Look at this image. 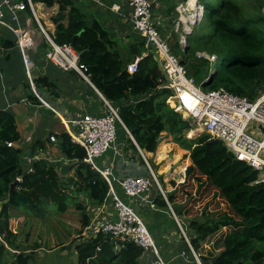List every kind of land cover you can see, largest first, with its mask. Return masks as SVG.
<instances>
[{"label": "trees", "instance_id": "obj_1", "mask_svg": "<svg viewBox=\"0 0 264 264\" xmlns=\"http://www.w3.org/2000/svg\"><path fill=\"white\" fill-rule=\"evenodd\" d=\"M32 2L47 9L57 7L52 19L54 31L47 30L50 37L57 45H69L78 53L80 65L87 68L90 81L107 101L119 108L122 121L140 149L145 153H155L162 134L171 135L174 143L189 152L191 164L186 169V176L196 174L194 180L198 185L206 181L226 201L230 212L213 214L207 210L201 212V218L189 222L190 244L199 254L202 264H264V184H255L259 173L248 164L236 161L226 147L209 134L200 132L191 139L185 138L187 121L166 103L170 91L159 88L162 70L152 53L139 62L138 72L131 74L123 66L118 40L112 39L107 28L97 19L89 20L74 0ZM201 5L205 9L206 32L194 30L183 50L188 54L195 47L196 56L198 52H207L217 58L220 56L222 61V76L219 77L216 71L202 86L209 88L207 91L225 88L234 94L256 99L264 93V15L261 12L264 0H219L216 7ZM28 12L31 14L30 9ZM41 21L46 28L45 21L42 18ZM7 33L9 38L2 40L3 47L15 48V35L10 31ZM40 48L46 56V40ZM146 50L144 40L133 48L136 56H141ZM182 64H185L184 60ZM35 82L38 87L51 89L55 86L46 76ZM20 138L15 115L9 110H0V202L6 201L0 213V235H4L8 246L0 240V264H31L34 252L27 253L15 245L16 235L10 227L12 210L36 213L42 204L51 202L59 213L64 214L77 195L84 194L92 203L101 205L109 193L107 182L84 162L85 150L74 144L67 133H62L60 140L65 156L76 162L77 181L72 189L45 160L35 162L32 173L23 171L22 151L7 146V143H15ZM129 142L137 150L133 142ZM39 145L42 144L34 145V150L45 149L44 145ZM185 168L183 165L180 170ZM19 177L22 182L9 196L12 183ZM175 193L168 197L170 204L176 201ZM162 198L159 194L157 201L167 209L168 205ZM75 208L82 213L83 230L90 224L87 207L75 202ZM174 210L180 215L181 211ZM224 228L230 231L221 243V251L202 255L200 251L204 242ZM182 239L185 253L194 261L187 242ZM9 245L15 250L14 254H10ZM115 247L109 236L98 234L75 248L80 264H139L143 255L140 247L133 243H125L120 250Z\"/></svg>", "mask_w": 264, "mask_h": 264}, {"label": "built area", "instance_id": "obj_2", "mask_svg": "<svg viewBox=\"0 0 264 264\" xmlns=\"http://www.w3.org/2000/svg\"><path fill=\"white\" fill-rule=\"evenodd\" d=\"M93 1L100 7L106 6L104 0ZM192 1L196 2L197 11L190 6ZM128 5L132 12L129 17L125 16V22L130 24L133 30L144 38L146 48H148L150 42L154 45L155 52L159 57L162 70L159 88L170 91V95L166 100L168 106L186 121L189 118L194 120V124L189 131L201 130V133L209 134L214 139L221 140L236 161L248 164L259 173L255 184H264V93L252 100L229 92L225 88L204 91L196 85L193 77H188L182 60L172 53L170 45L161 37L154 22L153 3L150 0H128ZM28 9L31 11L30 20L37 22L40 33L47 41L46 58L64 71H77L86 81L90 82L86 74L87 68L80 65V56L69 45L59 46L52 40L42 24L37 6L34 5L32 0H0V30L5 28L15 35V48L22 56L24 69L34 96L44 106L57 114L56 110L43 99L40 90L33 83V62L30 53L36 46L35 32L31 25H25L22 22L24 16L29 14ZM110 10L119 13L120 7L113 5ZM176 13L177 28L183 27L179 45L186 48L188 46L187 38L192 32V27L204 18V7L198 3V0H182L176 6ZM191 14L194 15V18L187 20ZM8 18L11 19V23ZM0 50H3V48L0 47ZM197 56L211 63L218 60L216 55L207 52H198ZM141 60V58H137L130 63L127 67L128 72L131 74L137 73ZM98 93L104 102V113L74 118L68 120L66 125L67 134L71 137L72 142L85 150L84 162L97 171L109 185L108 198H111L117 214V220H113L111 213H107L104 207H89L88 211L92 216L91 222L94 232L109 236L115 242L117 250L122 249L125 243H133L140 247L143 250L141 257H146L145 264H168L162 258L159 247L143 218L134 206L119 195L115 186L120 185L126 199L142 200L150 208H155L154 200H148L147 197L153 191V188H157L159 194L166 201L182 238L190 246L187 223L181 220V217L176 214L169 203L162 184L140 147L138 150L146 161L149 172L148 177L126 176L120 178L115 173L112 165L100 167L97 164V159L103 157L112 149L116 150L119 126L124 130L127 137L137 145L135 138L119 115V108L107 101L100 92ZM255 132H258V134L256 135ZM50 140L56 143L57 137L52 136ZM7 145L13 147L14 143L11 142ZM117 155L122 156L123 154L117 152ZM45 159V156L41 155L29 160L27 173L34 171L33 165L35 162ZM17 180L20 183L22 182L21 177ZM0 240L7 246L4 235H0ZM98 250L100 249L98 248ZM192 253L196 258V262L202 264L194 249H192Z\"/></svg>", "mask_w": 264, "mask_h": 264}, {"label": "crops", "instance_id": "obj_3", "mask_svg": "<svg viewBox=\"0 0 264 264\" xmlns=\"http://www.w3.org/2000/svg\"><path fill=\"white\" fill-rule=\"evenodd\" d=\"M74 1L75 5L87 16L89 20L94 18L97 19L105 28H107L111 38L118 40L120 44V57L125 68H127L128 65L135 59H144L148 56L149 53H152L148 48H146L147 50L143 52L141 56H136L134 54L133 48H135L141 41H143L144 38L136 31H134L130 24H127L125 22V16L129 17L132 12L131 8L128 5V0H104V3L106 5L105 7L98 6L93 0ZM150 1L154 5V18L156 20V24L159 26L160 31L165 30V27L170 26V24L173 23L167 33H162L166 38L164 40L166 42L168 41L167 43H169L170 37L173 38V30L181 37V35L183 34V27H179V29L177 28L176 6L182 0ZM113 5L120 7L119 13L110 10V7H112ZM37 9L40 19L44 15L43 12H45V15H47L48 9L44 5L38 4ZM43 20L45 21L46 29L50 30V32H53L54 26L50 22H48V20ZM22 22L25 25H31L32 28L33 23L38 26L36 21L30 20V14L24 16ZM37 29H39V26ZM8 31L9 30L5 28L0 30V43L5 37L9 38L7 33ZM160 31L159 33L160 35H162ZM44 41L45 37H43V40L41 42L36 41V46L30 53L33 62L32 79L36 88L40 90L43 99L56 110L58 115L55 114L53 110L44 106L42 102L37 99L36 96H34L31 90L29 79L27 78L24 69L22 56L20 55L18 50L16 48L5 49L2 43L0 45V47L3 48V50H0L2 51L0 54V75L6 74L7 79H5L6 87H4L5 89L3 90L6 91V97L4 100L0 101V110H9L15 115L18 131L21 135V138L19 139V141L14 143L13 147L10 148L19 149L22 151L20 158L23 171L27 172V169L29 167V160L44 155L46 158L45 161L50 166L55 168L63 181L67 182L69 184V188L72 189L74 188L77 181L75 177L76 162L67 158L61 150L60 136L62 135V133H67L66 125L68 124V120L79 118L84 115H97L104 113V102L98 93L99 90H97V88L92 84L91 81H86L84 77L77 71H64L60 69L46 58V56L42 52V49L40 48L41 43ZM15 49L17 50V56H11L10 51ZM137 49L138 48H136V50ZM15 62L18 63V68L22 74V77L19 79H17L15 75ZM45 76L48 77L50 81L55 83L54 88L48 89L46 87H38L36 85L35 80ZM57 122H60L63 129H57ZM117 135L118 138L116 150L112 149L103 157L97 159V164L100 167L112 165L115 169V173L120 178H124L126 176L148 177L149 172L147 170V164L142 155L139 153V145L137 144V146L133 143L137 147V150H135L129 142V138L120 126L118 127ZM52 136L57 137L56 143L51 142L50 138ZM164 139L166 138L163 137L162 140ZM36 144L44 145L45 149L34 150V145ZM42 145H39V147H41ZM166 145L163 146L165 147ZM168 145L170 150L173 146L176 147V149H180L181 152L187 153L186 150H183L178 144L174 143L173 141ZM170 150H168V152ZM117 152H121L123 155L119 156L117 155ZM159 152H161V148L159 149ZM145 155H147V157H145L150 164V157L153 156V153H145ZM190 164L191 160L188 157V161L185 164V170L179 171L181 178L179 181L175 180V177L172 176L170 170L171 165L169 166V168H167V170H163V174H161V171L159 172L160 175H163L164 177L162 178V186L167 195V198L172 193H175L181 185L185 184L186 169ZM155 166L158 167V164H155ZM115 187L119 195H121L126 202L134 206L139 215L143 218V220H145V224L150 229V232L152 233L155 242L159 247L162 258L168 264H195L194 261H192L191 258L185 253L186 249L183 243L182 236L181 234L179 235V232L177 231L171 213L170 211H168L169 209H165L159 205L157 201L159 197V191L157 188V190L153 188L152 192L155 193L154 196H151L150 193L147 197L148 200H154L155 208H150V206H148V204L142 200L126 199L120 185L117 184ZM171 205L176 209L178 208L176 202ZM91 206L104 207L107 213H111L112 219L117 220V214L112 205L111 198H107L106 201L101 205H97L91 202ZM145 207L149 208V210ZM138 209H141L142 211L139 212ZM21 211L26 212V210L24 209H19L12 210L11 213L18 214V216L22 219V226L26 228L27 223H23V221L25 220V216L22 215ZM87 214L90 218L89 226L83 230L80 227L79 230H82V232L79 235H75L76 232H74L72 238L81 237L80 240L86 242L89 239L98 236V234L94 232V228L91 222L92 216L90 213ZM10 227L17 238L18 234L12 228V219L10 222ZM14 241L15 245L19 246L18 242H16V239ZM181 241L182 244L180 245L179 243ZM65 246L67 245H62L63 249H66ZM24 248L27 253H30L34 250H32L33 247ZM34 252L36 251L34 250ZM191 254L192 257H194L192 251ZM186 256L192 262L186 259ZM145 260L146 257H141L139 259V264H145Z\"/></svg>", "mask_w": 264, "mask_h": 264}, {"label": "rangeland", "instance_id": "obj_4", "mask_svg": "<svg viewBox=\"0 0 264 264\" xmlns=\"http://www.w3.org/2000/svg\"><path fill=\"white\" fill-rule=\"evenodd\" d=\"M199 1L201 4L202 3L209 4L210 6L213 7H216L219 3V0H199ZM248 2L251 3V1ZM53 10L56 11L57 7L51 10L48 9L47 15H45V12H43L44 15L42 16V19L48 20V22L52 24V19L55 16V11ZM261 12L264 15V7ZM8 21L11 23L9 18ZM154 22L156 24L155 18H154ZM172 24L173 23H171L170 26L165 27L166 28L165 30L160 31L159 26L157 24H156V28L161 32V34L163 32L167 33L171 28ZM204 25L206 26L203 18L194 27H192L191 33L193 34L194 30H198L199 32L201 31V33L206 32V30L204 29ZM32 26L35 32L34 34L36 36V41L41 42L44 36L40 33L39 29H37L38 26L35 23H33ZM172 34H173V38L170 37L168 44L170 45L172 53H174L182 61L183 60L185 61V64H183L185 73L188 75V77L190 76L193 77L195 79L196 85L201 87L204 91L209 90V88L205 89L202 85L206 83L208 79L213 74L216 73V71L218 72L219 77L222 76V69H221L222 61L221 59H219L220 56L218 57V60L216 62L211 63L205 59L196 56L197 48L195 47H192L189 50L188 54H185L183 50L184 48H182V46L178 44V40L180 37L179 34L174 32V30ZM161 37L163 39H166L163 36V34L161 35ZM16 51H17L16 49L11 50L10 51L11 56H17ZM1 52L2 51H0V54ZM15 64H16L15 75L16 78L19 79L22 77V74L18 68L19 67L18 63L15 62ZM5 79H7L6 74L0 75V101L4 100L6 97L5 94L6 91H3L5 89L4 87H6ZM201 81L204 82L200 83ZM212 89H216V88H212ZM56 124L58 125L57 129H63L60 122H57ZM190 134L191 131L184 130V136L186 139H191ZM255 134L257 135L258 132H255ZM188 135H190V137H188ZM162 137L166 138L162 141L164 143L169 144L172 143L173 141V137L171 135H167L166 133H163ZM162 146L163 144H160L159 146L161 148V152H159L160 149L159 147L157 150L159 152L158 159H155L157 158V151L153 153L152 157H150V164L152 166V169L156 174V176L158 177L159 182L162 184L163 183L162 178L164 177L163 175L161 176L159 172L161 171V174H163V170H167V168H169V166L171 165V169H170L171 174L172 176L175 177V180L179 181L181 179L179 173L180 167H182L187 163L189 152L183 153L180 151V149H176V147L173 146L171 147L170 150L169 145H166L165 147ZM168 150L170 151L168 152ZM145 156L147 157V155ZM155 164L156 165L158 164V167H156ZM196 176H197L196 174L187 175L185 184L181 185L177 189L175 195L176 197L175 202L178 205L177 209L181 211L180 213L181 220L187 223L188 230L190 229L189 222L192 219L201 218V212L203 211L205 212L207 210H210V212H212L213 214H220L223 213V211L230 212V209L228 208L226 201L224 200V198H222L219 195V192H217V190L211 184L206 183V181H203L204 182L203 184L198 185L197 181L194 180ZM154 195L155 193L151 192V196ZM75 202H80L84 204L87 207V213H89L88 209L89 207H91V201L88 199L86 195L81 194V195H77L76 200L72 203V206L64 214L59 213L56 209V206L53 205V203L51 202H45L44 204H42L40 209L37 210L36 213L29 211L28 212L21 211L22 215L25 216V220L23 221V223H27L26 228L22 226V219L18 216V214L16 213L11 214L12 228L18 234V237L15 239L16 242H18L20 249L24 250L25 249L24 247H31V248L33 247L32 250L34 249L36 251L31 254L32 257L30 262L31 264H80L79 256L76 252L75 246H78L83 241L80 240V237L72 238V236L74 232H76L75 235H79L82 232V230H79V228L81 227L80 217L82 213L75 208ZM147 209L149 210V208ZM138 210L139 212L142 211L141 209ZM174 211L178 212L177 210ZM13 212H17V211H13ZM177 231L179 232L180 235L181 233L178 230V228ZM229 231H230L229 228H224L221 231H219L216 235L208 238L204 242L200 253L202 255L209 256L214 253L217 254L219 251H221L220 250L222 246L221 243ZM64 244L67 245L65 246L66 249H63L62 247V245ZM179 244L181 245L182 241ZM9 248H10L9 249L10 254H14L13 251L15 250L13 249V247L10 246ZM8 259H12V257H8ZM186 259L189 260L187 256ZM195 259L196 258H194V263L197 264ZM189 261L192 262L191 260ZM94 262L97 263L98 261L95 260Z\"/></svg>", "mask_w": 264, "mask_h": 264}, {"label": "water", "instance_id": "obj_5", "mask_svg": "<svg viewBox=\"0 0 264 264\" xmlns=\"http://www.w3.org/2000/svg\"><path fill=\"white\" fill-rule=\"evenodd\" d=\"M198 3H200V2L198 1ZM204 14H205V9H204ZM190 34H192V33H190ZM148 49L152 52V54L154 55L156 61L160 62L159 57H158V55H157L156 52H155L154 45H153L151 42L148 44ZM193 124H194V120H193L192 118H189L188 121H187V125L185 126V130H189V129H191V127H192ZM162 141H163L162 138L158 141V143H157V146H158V147L160 146V144L162 143ZM220 142L222 143L221 140H220ZM19 184H20V181H19V180H16L15 182L12 183V185H11V189H10V191H9V196H11L12 192H13L15 189L18 188ZM5 203H6V201H4V202H0V213H1L2 208H3V205H4ZM189 248H190V250L192 251L193 248H192L191 245L189 246ZM194 258H195V257H194ZM195 260H196V259H195ZM197 264H198V263H197Z\"/></svg>", "mask_w": 264, "mask_h": 264}, {"label": "bare ground", "instance_id": "obj_6", "mask_svg": "<svg viewBox=\"0 0 264 264\" xmlns=\"http://www.w3.org/2000/svg\"><path fill=\"white\" fill-rule=\"evenodd\" d=\"M190 6H191V8H193L195 11H197L198 10V7H197V5H196V2H194V1H192L191 3H190ZM194 18V15L193 14H191L188 18H187V20H189V19H193ZM201 132V130H198V132L197 131H193V132H191V137L193 136V135H195V134H198V133H200Z\"/></svg>", "mask_w": 264, "mask_h": 264}]
</instances>
